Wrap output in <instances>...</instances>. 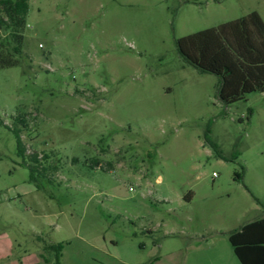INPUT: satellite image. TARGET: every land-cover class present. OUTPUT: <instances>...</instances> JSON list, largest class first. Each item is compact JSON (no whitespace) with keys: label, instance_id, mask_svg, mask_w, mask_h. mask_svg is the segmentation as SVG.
I'll list each match as a JSON object with an SVG mask.
<instances>
[{"label":"rangeland","instance_id":"obj_1","mask_svg":"<svg viewBox=\"0 0 264 264\" xmlns=\"http://www.w3.org/2000/svg\"><path fill=\"white\" fill-rule=\"evenodd\" d=\"M252 11L29 0L24 55L0 69V264H58V244L61 264L239 261L229 234L264 217V92L224 104L177 40Z\"/></svg>","mask_w":264,"mask_h":264},{"label":"trees","instance_id":"obj_2","mask_svg":"<svg viewBox=\"0 0 264 264\" xmlns=\"http://www.w3.org/2000/svg\"><path fill=\"white\" fill-rule=\"evenodd\" d=\"M28 11L29 0H0V69L21 62ZM177 47L186 62L202 73L218 77L217 93L224 104L246 100L251 92H264V19L259 12L180 37ZM27 126L21 112L14 117L13 126H8L16 136L18 153L24 156L22 129ZM40 162L37 153L23 159L22 163L31 169L32 179ZM229 241L241 264H264V217L230 233ZM52 248L57 250V263L61 264L63 245Z\"/></svg>","mask_w":264,"mask_h":264},{"label":"crops","instance_id":"obj_3","mask_svg":"<svg viewBox=\"0 0 264 264\" xmlns=\"http://www.w3.org/2000/svg\"><path fill=\"white\" fill-rule=\"evenodd\" d=\"M251 221H253V220H251ZM250 222V221H249ZM247 223V222H246ZM245 224V223H244ZM243 224V225H244ZM242 225V226H243ZM242 226H240L239 228H241ZM239 228H237V229H239ZM202 248V247H201ZM200 248V249H201ZM197 249H199V248H197ZM214 252L212 251L211 253H203L202 254V256H203V258L202 259H200L198 262H196V263H194V264H227L228 263V261L229 262H231L232 264H238V262L241 264V262H240V260L237 262L235 259H228L227 257H223V256H221V257H219V256H216V257H214ZM237 257V256H236ZM238 258V257H237ZM196 261V260H195ZM182 264V263H181ZM185 264H191L190 263V261L189 260H187L186 261V263Z\"/></svg>","mask_w":264,"mask_h":264}]
</instances>
